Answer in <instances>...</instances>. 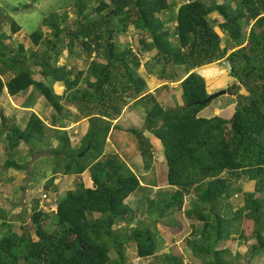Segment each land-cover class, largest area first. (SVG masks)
Instances as JSON below:
<instances>
[{"label":"trees","instance_id":"trees-1","mask_svg":"<svg viewBox=\"0 0 264 264\" xmlns=\"http://www.w3.org/2000/svg\"><path fill=\"white\" fill-rule=\"evenodd\" d=\"M90 1L94 5L88 4ZM230 1L76 0L72 23L68 13H52L30 35L39 51L23 44L15 50L6 43L1 28L10 23L12 34H18L22 28L10 12L19 10L9 9V14L0 9V96L6 91L14 98L32 88L55 110L52 125L63 121L64 102L90 122L79 150H73L67 133L58 134L64 146L61 152H51L58 157L67 152L70 157L65 158L63 170L53 168L45 190L55 187L59 174L80 177L88 170L95 186L86 188L79 182L76 190L67 191L51 225L46 224V213L35 203L31 225L21 226V233L14 231L0 208V264H126L130 245L135 246L139 259L154 257L159 244L154 226L181 211L184 198L191 195L197 205L187 217L197 218L208 228L199 241L189 244L198 256L208 257L205 264H232L224 259L226 251L217 246L230 238L235 222L240 221L254 226L253 257L264 253V0H237L235 8ZM175 11L170 19L161 18ZM215 13L224 20L219 27L228 37L226 47H222V37L210 21ZM168 21L173 22V29L167 27ZM42 27L50 29V37H45ZM129 27L139 34L140 52L154 53L148 74L158 69L160 80L168 82L162 86L166 89L170 83L180 82L183 105L165 108L150 91L139 74L140 55L117 41ZM7 39L12 41L11 36ZM64 50L68 60L84 58L87 70L75 73L67 64L60 66ZM220 62L231 66V77L247 95H241L240 86L235 85L237 107L229 120L198 118L213 101L202 104L210 95L196 70ZM58 83L65 87L62 95L55 93ZM81 83L87 88H81ZM138 104L144 107L147 132L133 128L130 133L139 140L140 151L145 158L152 155L146 134L159 140L164 149L166 180L171 189L156 200L149 199L153 189L142 186L117 155L101 161L109 133L118 128L112 124L121 117L122 107ZM4 117L0 108L1 131L7 134L10 151L23 143L46 140V126L37 114H31L23 132ZM5 167L23 168L10 160ZM244 177L256 183V190L246 193L244 206L225 218L218 209L223 204L231 207L229 199L241 190L235 184ZM140 193L152 208L149 214L155 215L149 218L153 226L142 222L130 228L139 211L126 202ZM121 224L125 225L123 231L115 229ZM33 231L36 239L30 235ZM197 233L195 230L193 235ZM163 264L183 262L164 256Z\"/></svg>","mask_w":264,"mask_h":264},{"label":"rangeland","instance_id":"rangeland-1","mask_svg":"<svg viewBox=\"0 0 264 264\" xmlns=\"http://www.w3.org/2000/svg\"><path fill=\"white\" fill-rule=\"evenodd\" d=\"M75 1L0 0V9L5 13H9V9L13 10L14 8H18V12H10L11 14H9L22 28L18 34H12L10 23L3 25L1 31L4 33L6 43H11L15 50L22 44L28 49L34 47L30 35L37 31L43 19L49 17L52 13H68L69 22H73L75 19L73 9ZM236 1H230L233 8L236 7ZM224 2L225 0H217L218 4H223ZM88 4H92V1L88 2ZM175 14L176 11L174 13L163 14L161 18L168 20V18L170 19ZM210 21L222 37V47H226L228 37L219 27L220 23H224L223 18L215 13L210 16ZM167 27L173 29V22L168 21ZM42 30L44 31L45 37H50L51 31L49 28L42 27ZM244 32L248 33L249 30L245 29ZM8 36H11L12 41L6 40ZM138 36L139 34L134 27H129L126 34L118 36L117 41L124 48L125 46H129L134 52L140 55L141 66L139 74L147 81L148 87L152 92H158V100L165 108H174L178 105H183L179 82L174 84L170 83L171 85L166 89L162 86L168 82L160 80L158 77V69L155 74H148L149 69L153 65L151 59L154 53L142 54L140 52L142 45L139 43ZM33 49L36 51L41 50L40 47H34ZM77 53L82 52L81 50H77ZM230 53L231 51L228 54ZM82 55L86 58L85 54ZM64 64H67L75 73L86 71L88 68V64L84 58L75 57L68 60L67 50H64L59 60L60 66ZM230 70L231 66L225 62L207 65L196 70L205 80L207 91L210 95L221 90L227 91L226 95L215 99L208 108L203 110L198 118L210 119L217 116L229 120L233 117L237 107V97L233 95V92L237 89L235 85L240 86L241 95H247V92L239 85L237 79L231 77ZM10 76L13 75L10 74ZM181 76H184V72H182ZM4 79L7 80L5 76ZM34 79L40 81V76L35 75ZM81 88H87L86 84L81 83ZM54 90L56 94L62 95L65 87L63 84L58 83L54 85ZM33 100L35 104L32 106ZM63 105L64 111L63 115H61L63 121H57L56 125H52L55 110L32 88L14 98L10 97L6 91L3 96H0V108L4 113V119L12 120L14 118L15 121L7 120V123H12L19 132L25 130L32 113L37 114L46 126V135L44 136L46 140L44 142L36 143L31 141L30 143H23L14 151H10V147L5 141L7 134L1 131L2 125L0 118V208L5 211L8 220L17 233H21V226L31 225L30 219L34 211L35 203L38 202L39 209L46 213L48 217L46 224L51 225L55 221L53 214L57 211L56 205L66 197L67 191L76 190L79 182L83 183L86 188H95L91 173L88 170L80 177H63L59 174L56 177L55 187L49 191L45 190V185L54 175V169L56 170V168L58 169L60 167V170H63L67 162L65 158L70 157L67 152L61 153L59 157L57 154L51 152V150L56 149L61 152L64 146V143H61L58 139L60 131L61 133H67L71 146L76 151L81 149L84 143L83 139L89 129L90 122L87 119L80 117L76 109L71 107L70 104L64 102ZM144 117V107L141 104L122 107L121 117L112 124V127L116 126L118 128L112 129L109 133L104 145L101 161H104L108 156L117 155L118 159L124 162L129 170L138 176L142 186L153 189V192L149 194V199L156 200L160 194H164L165 191L171 188L168 187L166 180L167 165L164 157V149L160 141L148 134L145 135L152 147V155L150 158H145L146 156L142 154L138 147L139 140H137L135 135L130 133L133 128L144 133L147 132ZM60 126L63 127L61 128ZM83 154L81 153L79 157H82ZM8 160L15 161L23 168L7 169L5 163ZM65 180L66 183H62ZM63 184L65 188L62 187ZM235 185L238 188L240 187L241 190L237 195L229 199L228 203L231 204V207L227 208L223 204L218 209L225 218L233 216L236 211L244 206V195L246 193H252L256 190V183L254 181H248L247 177L242 178ZM55 188L57 189L56 192L54 190ZM44 194L47 195V199H43L42 196ZM144 196V194L140 193L131 196L126 202L133 209H138L139 211L136 220L130 225V228L142 222L153 226L149 218L155 215L149 214L148 211L152 208ZM193 196H186L184 198L181 211L161 219L154 226L159 232V244L155 256L144 260L139 259L135 246L130 245L128 246L129 260L126 264H163L164 256L178 258L183 264H205L208 257L198 256L189 244L190 241H199L208 228L207 224L197 218H188L186 215L188 211L195 209L197 205L196 199ZM256 197L261 198V195L256 194ZM123 227L125 225L121 224L115 229L123 231ZM253 229L254 226L251 223L235 222L234 228L231 229L230 238L221 241L217 246L218 250L226 251L224 259L232 264H264V253L257 257H253L252 255V246L256 244V240L252 238ZM195 230L198 233L193 235ZM30 235L36 239L34 231ZM113 258H115L114 255Z\"/></svg>","mask_w":264,"mask_h":264},{"label":"water","instance_id":"water-1","mask_svg":"<svg viewBox=\"0 0 264 264\" xmlns=\"http://www.w3.org/2000/svg\"><path fill=\"white\" fill-rule=\"evenodd\" d=\"M227 94V91L225 90H221V91H218L217 93H214V94H211L209 96V98L204 102L202 103L203 105L205 104H209L211 103L212 101H214L215 99L219 98L220 96H223V95H226ZM57 208V207H56Z\"/></svg>","mask_w":264,"mask_h":264},{"label":"crops","instance_id":"crops-1","mask_svg":"<svg viewBox=\"0 0 264 264\" xmlns=\"http://www.w3.org/2000/svg\"><path fill=\"white\" fill-rule=\"evenodd\" d=\"M178 84H179V88H180V82H179ZM170 85H171V84H170ZM150 91H151V90H150ZM180 91L182 92V89H181V88H180ZM151 92H152V91H151ZM153 93L156 94V96H157V94H158L157 91H154ZM181 97H182V93H181ZM67 179H68V178H67ZM62 183H66V180H65L64 182H62ZM62 187L65 188V185L63 184Z\"/></svg>","mask_w":264,"mask_h":264},{"label":"clouds","instance_id":"clouds-1","mask_svg":"<svg viewBox=\"0 0 264 264\" xmlns=\"http://www.w3.org/2000/svg\"><path fill=\"white\" fill-rule=\"evenodd\" d=\"M209 94V93H208ZM210 95V94H209ZM44 196H46V198H44ZM43 199H47L48 197H47V195L46 194H44L43 196ZM56 207H58L57 205H56ZM57 209V208H56Z\"/></svg>","mask_w":264,"mask_h":264},{"label":"bare ground","instance_id":"bare-ground-1","mask_svg":"<svg viewBox=\"0 0 264 264\" xmlns=\"http://www.w3.org/2000/svg\"><path fill=\"white\" fill-rule=\"evenodd\" d=\"M218 99V98H217ZM156 151V150H155ZM156 155V154H155ZM124 160V159H123ZM127 160V159H126ZM130 161V160H129ZM130 167V166H129Z\"/></svg>","mask_w":264,"mask_h":264},{"label":"built area","instance_id":"built-area-1","mask_svg":"<svg viewBox=\"0 0 264 264\" xmlns=\"http://www.w3.org/2000/svg\"><path fill=\"white\" fill-rule=\"evenodd\" d=\"M44 198H46V196H44Z\"/></svg>","mask_w":264,"mask_h":264}]
</instances>
